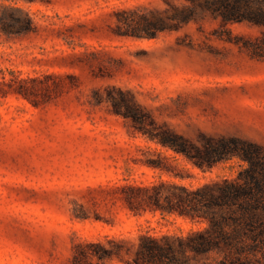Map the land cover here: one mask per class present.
<instances>
[{
  "label": "rangeland",
  "instance_id": "rangeland-1",
  "mask_svg": "<svg viewBox=\"0 0 264 264\" xmlns=\"http://www.w3.org/2000/svg\"><path fill=\"white\" fill-rule=\"evenodd\" d=\"M119 1L87 0L82 11ZM12 5L41 9L37 16L43 22L73 21L70 10L25 0H0V11ZM215 26L190 20L163 39L86 35L80 42L86 51H96L103 65L89 72L85 82L48 93L37 89L33 97L17 91L0 94V264H74L80 241L120 232L186 233L203 226L160 210L132 213L111 190L159 179L196 186L234 176L248 165L234 154L207 169L192 167L150 138L162 126L195 141L209 135L251 141L264 156V60L224 32L215 33ZM55 45L60 43L54 38L0 37V76L10 74L9 69L22 78L42 76V70L55 77L64 69L72 76L77 68L51 66L45 59V48ZM92 83L99 84L93 86L99 93L107 85L123 86L140 111L136 118L110 112ZM165 159L185 177L151 163ZM82 205L96 208L103 218L80 216ZM109 214L113 218L105 220ZM221 256L213 250L186 264H214ZM88 264L125 263L95 258Z\"/></svg>",
  "mask_w": 264,
  "mask_h": 264
},
{
  "label": "trees",
  "instance_id": "trees-1",
  "mask_svg": "<svg viewBox=\"0 0 264 264\" xmlns=\"http://www.w3.org/2000/svg\"><path fill=\"white\" fill-rule=\"evenodd\" d=\"M54 10H70V23L43 22L39 10L9 6L0 11V37L31 36L38 40L54 38L60 45L45 48L44 57L51 66H72L58 70L55 77L42 70V76L22 78L9 69L2 71L0 94L21 92L33 97L37 89L46 93L74 82H85L88 74L103 65L98 53L86 51L81 37L94 39L166 38L190 20L214 23V32L240 43L241 48L264 60V0H122L95 5L90 12L82 11L87 0H25ZM92 14V15H90ZM52 18L54 15L47 14ZM234 25H245L235 31ZM60 38V39H58ZM94 46V45H92ZM46 55V56H45ZM103 79V77H100ZM96 95L106 101L110 112L136 118L140 112L123 86L107 85L102 93L90 84ZM118 98V99H113ZM124 105L125 108H122ZM125 109V110H122ZM150 133V130H148ZM165 148L181 155L192 167L207 169L228 156L238 154L248 165L238 174L217 177L196 186L167 179L134 184L128 182L119 193L124 207L132 213L140 210L170 212L203 223L186 233L147 232L115 233L78 242L73 251L74 264H88L95 258H113L125 264H186L195 262L210 251L222 254L214 264H264V156L262 148L237 137L205 136L191 140L168 126L151 132ZM162 172L185 177L179 166L165 159L151 162ZM119 191V192H118ZM84 208L80 216L100 219L96 208ZM108 217V216H106ZM107 219H112L109 214Z\"/></svg>",
  "mask_w": 264,
  "mask_h": 264
}]
</instances>
